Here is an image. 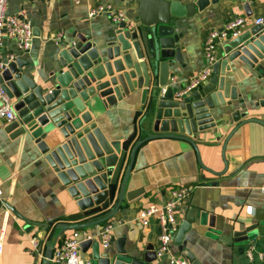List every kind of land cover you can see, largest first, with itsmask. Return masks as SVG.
I'll return each instance as SVG.
<instances>
[{
  "label": "crops",
  "instance_id": "obj_1",
  "mask_svg": "<svg viewBox=\"0 0 264 264\" xmlns=\"http://www.w3.org/2000/svg\"><path fill=\"white\" fill-rule=\"evenodd\" d=\"M245 1L250 16L245 14L241 0H226L182 20L177 32L183 35L180 43L187 68L182 70L177 66L176 75L171 78L183 88L207 64L203 46L208 33L239 17L247 18L251 29L257 19L264 17V0ZM109 2L124 14V18L130 17L131 12L117 0ZM7 11L27 20L33 28L34 38L25 53L17 52L16 44L5 38L3 56L8 60L10 54H15V60L20 59L24 64L25 74L38 84L49 81L61 42L77 41L76 34L87 36L93 42H103L109 39L114 27V22L105 14L89 19L88 4L83 1L8 0ZM57 38L61 39L58 43ZM228 42L222 43L220 48ZM11 62L7 61V66ZM227 83L235 86L245 99L241 111H249V117L264 120V108L255 106L264 100V85L256 74L235 62L232 71L227 73ZM138 110V102L119 103L108 110L100 103L91 107L98 127L107 137H115L121 142L132 134ZM234 110L220 111V135L223 136L220 142L209 136L208 141L199 144L203 164L214 173L200 167L195 151L185 142L158 139L139 148L126 186L124 204L109 221L115 225L109 252L115 254L121 246L128 256L142 259L147 247L155 242L158 227L152 223L149 228H143L132 220L151 204L167 201L174 188L188 186L192 189L191 195L177 217L180 226L192 219V228L185 236L184 245L179 247L174 243L173 251L183 253L188 264H264V193L261 190L264 186V126L246 124L240 128L228 142L224 160V140L237 125L232 119ZM9 125L4 123L0 127V188L4 205L34 223L55 226L68 222V217L78 212L74 200L34 144L25 136L15 137L7 130ZM129 160L128 155L111 207L119 197ZM95 218L97 216L80 223ZM103 225L82 231L96 234ZM25 227L26 223L11 210L8 212L0 207V264H42L54 227L49 232L38 227L28 231ZM251 227L255 228L249 233V240L235 243L234 235ZM71 233L65 234L62 240ZM34 239L39 243L37 250L32 243ZM247 249L254 252L252 262L247 258ZM81 254L87 262L91 258V249L86 254L81 250ZM153 264L168 263L166 259H160Z\"/></svg>",
  "mask_w": 264,
  "mask_h": 264
},
{
  "label": "water",
  "instance_id": "obj_2",
  "mask_svg": "<svg viewBox=\"0 0 264 264\" xmlns=\"http://www.w3.org/2000/svg\"><path fill=\"white\" fill-rule=\"evenodd\" d=\"M117 1L131 12L130 17L114 23L106 41L93 42L76 34L77 41L61 42L48 82H34L25 74L20 59L9 63L0 73V87L13 101L17 114V120L7 130L15 137L25 136L34 144L78 210L68 217V222L53 226L34 223L3 206L26 223L28 231L38 227L49 232L54 227L42 264H51L54 250L68 232L95 228L118 214L125 201L136 153L144 144L158 139L185 142L195 151L200 167L214 173L203 164L199 144L208 141L209 136L218 142L223 139L219 126L221 110L234 108L232 119L237 124L224 140V160L226 146L240 128L246 124L264 126V120L249 117V111H241L246 101L235 86L227 83V73L238 62L254 72L264 85V22L220 48L208 83L185 94L182 84L170 83L177 66L182 70L187 68L180 43L183 35L177 32L179 25L197 11L203 12L226 0ZM241 4L250 16L249 5L245 0ZM124 102H138L139 110L132 134L121 142L107 137L98 127L91 107L100 103L108 110ZM255 106L264 108V100ZM128 155L130 160L119 197L111 207ZM94 216L97 218L80 223ZM192 223L190 219L181 224L175 237L176 246L184 245ZM254 228L237 232L235 243L247 242ZM80 248L84 254L91 249L88 264L157 261L152 244L142 259L128 256L121 246L115 254L103 252L97 240L84 241Z\"/></svg>",
  "mask_w": 264,
  "mask_h": 264
},
{
  "label": "built area",
  "instance_id": "obj_3",
  "mask_svg": "<svg viewBox=\"0 0 264 264\" xmlns=\"http://www.w3.org/2000/svg\"><path fill=\"white\" fill-rule=\"evenodd\" d=\"M86 2L88 4V18L94 19L100 15H107L108 18L116 23L124 19V14L117 11L109 0H75L76 3ZM8 0H0V72L6 66L7 61H13L15 54H10L8 60L3 56L4 39L12 40L17 47V52L25 53L33 42V28L31 24L23 17L8 14ZM264 22V17L257 19L254 25ZM250 22L245 17L234 18L227 22L221 29L213 30L208 33L204 46L203 54L207 64L203 70L195 74L183 88V93H190L201 88L212 76V68L217 62V55L220 45L240 36L246 29H249ZM61 39L57 38L58 43ZM171 84H176L175 78L170 79ZM17 120V114L14 110V103L5 94L0 87V127L4 123H12ZM264 193V186L261 188ZM192 189L188 186H178L170 191L169 199L160 204H151L132 220L143 228H149L152 223L157 224L158 234L155 242L152 244L157 260L166 259L168 264H188L183 253H175L172 249L175 243V237L180 228V221L177 217L184 203L189 199ZM0 204L4 206L3 193L0 188ZM5 208V207H4ZM9 212L7 208H5ZM253 213V210H249ZM114 223L107 222L96 234L86 233L84 231H74L69 237L61 239L59 245L53 252L50 260L51 264H88L85 262L80 244L84 241L97 240L103 251L108 252L112 246V233ZM35 249L39 247L37 239L32 241ZM1 252V245H0ZM249 261L255 259L252 249L246 250Z\"/></svg>",
  "mask_w": 264,
  "mask_h": 264
}]
</instances>
